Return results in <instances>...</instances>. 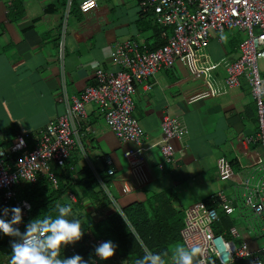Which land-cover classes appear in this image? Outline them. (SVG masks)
Instances as JSON below:
<instances>
[{"label": "crops", "instance_id": "0c3cea01", "mask_svg": "<svg viewBox=\"0 0 264 264\" xmlns=\"http://www.w3.org/2000/svg\"><path fill=\"white\" fill-rule=\"evenodd\" d=\"M82 1L71 0L65 25L66 0L64 4L62 0L0 3V146L9 147L16 135L26 134V149H31L42 129L63 114L62 96L69 100L93 86L97 69L117 70L112 53L118 45L135 43L152 51L171 35V28L157 27L153 14L141 10L140 0H98L83 15L78 11ZM239 45L228 31L214 34L207 48L213 60L232 62L239 56ZM145 85L150 88L145 90ZM135 88L132 115L143 131L147 182L125 192L122 181L130 178L122 153L132 145L120 143L97 106L90 103L85 105L86 118L77 124L82 151L73 150L67 162L70 183L82 178L79 171L85 166L95 173L101 170V157H106L114 175L106 176L104 187L117 208L165 196L172 201L171 209L179 213L218 193L228 196L231 183L222 178L220 168L226 162L235 171L234 156L243 153L240 141L256 131L255 107L246 84L210 97L188 63L177 62L171 70L160 69ZM164 115L186 125V136L172 145L177 149L186 143L187 148L182 157L176 155L159 169L162 159L157 145ZM185 199L188 204L180 209ZM83 206L87 213L93 212L86 200ZM230 220L229 228L234 226L240 233L234 241L237 246L243 242L254 252L264 242V237L244 234L243 219L234 214ZM243 261L247 264L246 260L233 264Z\"/></svg>", "mask_w": 264, "mask_h": 264}, {"label": "built area", "instance_id": "2783aa9c", "mask_svg": "<svg viewBox=\"0 0 264 264\" xmlns=\"http://www.w3.org/2000/svg\"><path fill=\"white\" fill-rule=\"evenodd\" d=\"M2 1L11 5L15 0H0V3ZM97 1L83 0L78 5L79 13H87ZM70 4L71 0H66L63 25ZM140 8L153 14L157 27L171 28V35L162 46L152 51L140 49L135 43L118 45L112 53L117 70L97 69L93 86H86L78 96L69 100L62 96L63 114L42 129L30 150H24L26 134L16 135L9 147L0 146V208L19 206L22 216L25 215L28 204L18 200L15 192L21 183L34 185L41 179L57 188L52 165L61 168L73 150L82 151L77 124L86 118L85 105L90 103L97 106L115 138L122 144L132 145L122 153L130 178L122 181L125 192L142 187L147 178L141 148L143 131L132 115L135 87L152 78L160 69L171 70L177 62H187L202 80L210 97L224 95L244 82L255 107L256 131L240 141L243 153L234 156L235 171L226 162L220 168L222 178L231 183L230 194L218 193L214 197L217 208H206L197 203L184 209L180 241L183 246L202 249L194 264H233L240 260H246L247 264H264V245L254 252L243 242L237 246L234 241L240 239V233L236 227L217 234L213 232V226L219 222L218 212L227 218L237 212V217L243 219L247 227L244 233L247 237H264V69L260 70L258 66L259 61L264 66V0H140ZM230 30L245 35L239 45L238 58L232 62L224 58L213 60L207 48L209 40L214 34ZM61 45L62 42L60 52ZM143 88L148 90L150 87L145 85ZM160 131L157 146L162 160L158 168L163 169L164 163L172 162L176 155H184L187 144L176 149L172 141H182L187 127L183 122L164 115ZM103 161L108 167L106 175L112 177L111 160L105 157ZM92 173L107 193L99 177L93 170ZM64 197L76 203L70 190L64 193ZM102 241L98 238L94 243ZM1 258L4 261L0 264H8L6 250L2 251ZM97 261L92 257L90 263Z\"/></svg>", "mask_w": 264, "mask_h": 264}, {"label": "trees", "instance_id": "16d2710c", "mask_svg": "<svg viewBox=\"0 0 264 264\" xmlns=\"http://www.w3.org/2000/svg\"><path fill=\"white\" fill-rule=\"evenodd\" d=\"M62 1L64 4L65 0ZM74 1L72 0V3ZM24 150L27 151L26 142ZM101 159L103 161L104 157ZM67 162L61 168L56 167V170H52L55 172L58 181L57 188H53L46 180L41 179L34 185L21 183L16 187L17 199L30 206L29 210L25 211V215L22 216L19 225L21 232L24 231V225L29 220L39 215L55 216L57 202L61 204L70 203L72 215L79 219L84 234L79 242L65 247L61 255L71 256L78 253L88 259L93 252L95 240L102 238L103 240H112L117 245L116 252L106 264H135L138 258L149 251L164 254L165 264H170L171 253L176 245L181 243L179 230L182 226V218H176L178 212L171 209L172 201H168L165 196L153 197L144 202H133L121 206L118 208V212L112 210L105 214L103 212L105 208L112 206L111 196L109 197L101 188L92 170L87 166L79 171L83 175L82 178L77 183H70L68 179L70 166ZM102 166V169L96 171V174L106 186L108 167L104 161ZM67 190L74 194L75 204L64 197ZM213 199L206 198L201 203L206 208H217ZM84 200L90 204L93 212L87 213L85 211ZM218 214L219 222L213 226L215 234L227 231L232 224L230 218L223 216L220 212ZM14 240H16L15 237L0 236V263L4 261L1 258V253L4 250L8 253L6 259L8 261L11 252L10 243ZM92 257L95 258L94 255ZM195 260L196 258L194 262ZM95 264H102V262L97 261Z\"/></svg>", "mask_w": 264, "mask_h": 264}, {"label": "clouds", "instance_id": "9594fccd", "mask_svg": "<svg viewBox=\"0 0 264 264\" xmlns=\"http://www.w3.org/2000/svg\"><path fill=\"white\" fill-rule=\"evenodd\" d=\"M71 209L70 203L57 202L55 216L39 215L29 220L21 232L18 227L22 221L21 208H0V236L16 238L10 243L8 264H90L93 255L106 264L117 249L112 240L96 244L88 259L78 253L61 255L65 247L79 242L84 234L79 219L72 215ZM201 253L202 249L198 246L178 245L171 253L170 264H194V259ZM163 256L160 252L149 251L135 264H165Z\"/></svg>", "mask_w": 264, "mask_h": 264}, {"label": "rangeland", "instance_id": "374dc122", "mask_svg": "<svg viewBox=\"0 0 264 264\" xmlns=\"http://www.w3.org/2000/svg\"><path fill=\"white\" fill-rule=\"evenodd\" d=\"M229 33H230V38L234 39L235 41H237L239 43H241L245 39V35L239 31H237V30H230ZM258 66H259L260 70L264 69V66L262 65L261 61L258 62ZM242 84L245 85L244 82H242ZM181 204L182 205L180 206V209L183 208L184 206H186L188 204V202L185 199V200L181 201ZM109 209H111V211L113 210V211L118 212V208L114 204H113V206L106 207L103 212L106 214L108 211H110ZM178 214H180V215L176 214V218L181 219L183 212L180 211ZM102 215H104V214L102 213ZM235 215L237 216V212L235 213ZM179 245H182V243H179ZM261 245H264V242ZM243 263L245 264L244 261H243Z\"/></svg>", "mask_w": 264, "mask_h": 264}]
</instances>
